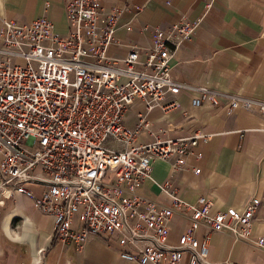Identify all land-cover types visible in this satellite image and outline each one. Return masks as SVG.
Listing matches in <instances>:
<instances>
[{
	"label": "built area",
	"instance_id": "obj_1",
	"mask_svg": "<svg viewBox=\"0 0 264 264\" xmlns=\"http://www.w3.org/2000/svg\"><path fill=\"white\" fill-rule=\"evenodd\" d=\"M65 2L66 33L57 31L45 12L28 22L1 18L0 208L17 195L29 197L38 210L54 216L59 244L75 243L81 249L91 236L112 237L129 263L236 264L210 261L214 232L264 248V234H253L259 197L243 210L212 211L211 199L202 195L190 202L170 179L155 183L168 197L167 205L138 193L152 179L155 160L174 159L173 168L181 169L211 133L198 129L164 138L153 132L145 114L133 127L124 123L136 98L147 110L179 108V100L166 96L182 88L196 92L191 98L195 106H219L226 100L228 114L238 107L264 114V100L173 78L174 52L197 27L198 21L186 14L167 27H154L144 58L135 45L116 56L109 47L117 42L121 9L107 11L100 0ZM143 131L153 138L140 141ZM184 213L189 225L171 245L168 224Z\"/></svg>",
	"mask_w": 264,
	"mask_h": 264
},
{
	"label": "crops",
	"instance_id": "obj_2",
	"mask_svg": "<svg viewBox=\"0 0 264 264\" xmlns=\"http://www.w3.org/2000/svg\"><path fill=\"white\" fill-rule=\"evenodd\" d=\"M65 3V0H0V26L3 17L28 22L45 12L55 29L66 33L69 21ZM100 3L107 11L121 9L115 32L117 42L109 47L110 54L125 55L135 45L141 48L144 58L152 45L154 27H167L186 14L198 21L197 27L192 38L174 52L173 78L264 100V0H171L170 3L100 0ZM195 94L187 88L177 94L168 93L167 101L176 99L181 103L179 108L168 112L159 107L147 110L145 102L136 98L125 112L127 126H135L140 114H145L152 122L153 132L164 138L188 135L198 129L211 133L193 148L181 169L173 168L174 159L155 160L152 179L144 181L138 193L167 205L168 197L155 183L170 179L179 195L190 202H196L202 195L211 199L212 211L231 206L243 210L252 197H259L262 204L254 216L253 234H264V114L243 107L228 114L225 99L219 106L207 103L195 106L191 103ZM152 138L149 131L139 136L143 142ZM196 168L200 171L195 172ZM30 188L37 193L42 191L36 185ZM168 225V243L175 245L189 225L186 213L175 214ZM54 227V216L38 210L31 198L17 195L8 200L0 208V264H137L121 257V247L115 238L91 236L79 249L75 243L59 244L54 238ZM204 231L200 229L199 237ZM209 259L264 264V248L228 233L214 232Z\"/></svg>",
	"mask_w": 264,
	"mask_h": 264
}]
</instances>
